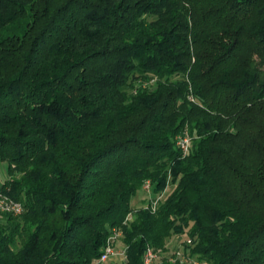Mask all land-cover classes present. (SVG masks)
Returning a JSON list of instances; mask_svg holds the SVG:
<instances>
[{
	"label": "trees",
	"instance_id": "16d2710c",
	"mask_svg": "<svg viewBox=\"0 0 264 264\" xmlns=\"http://www.w3.org/2000/svg\"><path fill=\"white\" fill-rule=\"evenodd\" d=\"M0 162V264H264V0H0Z\"/></svg>",
	"mask_w": 264,
	"mask_h": 264
},
{
	"label": "built area",
	"instance_id": "2783aa9c",
	"mask_svg": "<svg viewBox=\"0 0 264 264\" xmlns=\"http://www.w3.org/2000/svg\"><path fill=\"white\" fill-rule=\"evenodd\" d=\"M177 144L184 155L189 153L191 147V138L188 134L180 135L177 138ZM151 182L148 180L143 186L144 191L151 192ZM152 193V192H151ZM163 197V193L156 198H151V203L148 205L156 210L160 199ZM146 205V207H148ZM0 211L6 213H12L19 215L23 212V205L21 202L11 199L6 196H0ZM132 220V215L129 214L125 219V224ZM123 229L120 227L113 228L111 235L108 237L105 247L101 256L94 262V264H112L118 261H124L127 259L126 247L122 245ZM177 241L181 240L180 244L173 250L169 247L168 253H160L154 249L153 246L148 244L145 248L143 255L144 264H162L165 257L170 261H180L183 264H207L204 260L187 254L183 249V243L188 245L192 244V239H184L181 236H176ZM172 252V253H171Z\"/></svg>",
	"mask_w": 264,
	"mask_h": 264
},
{
	"label": "rangeland",
	"instance_id": "374dc122",
	"mask_svg": "<svg viewBox=\"0 0 264 264\" xmlns=\"http://www.w3.org/2000/svg\"><path fill=\"white\" fill-rule=\"evenodd\" d=\"M0 178L1 179L7 178V163L6 162H0ZM151 197H153L151 192L142 190L139 193V195L133 200V206L134 207H141L142 205H145ZM185 238L186 237H184V239ZM180 242H181V240L177 241V237L174 236L170 239L168 245L170 248L172 247L174 250L180 244Z\"/></svg>",
	"mask_w": 264,
	"mask_h": 264
}]
</instances>
